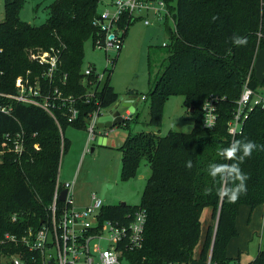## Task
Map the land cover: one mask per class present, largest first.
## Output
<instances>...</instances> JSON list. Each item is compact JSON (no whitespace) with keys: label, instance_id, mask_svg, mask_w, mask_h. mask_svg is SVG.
Instances as JSON below:
<instances>
[{"label":"trees","instance_id":"1","mask_svg":"<svg viewBox=\"0 0 264 264\" xmlns=\"http://www.w3.org/2000/svg\"><path fill=\"white\" fill-rule=\"evenodd\" d=\"M263 2L167 0L175 25L173 31L169 29L170 41L164 46L168 57L163 72L154 81L150 79L153 88L143 97L150 103L151 126L162 125L165 104L173 96L185 98L195 124L189 133L170 131L163 137L130 133L118 148L122 152V181L136 177L144 159L151 167L139 206L121 203L108 205L103 211L105 219L125 223L139 208L147 213L143 246L126 253L128 264L193 263L205 209L211 210L216 225L208 229L200 260L206 262L211 255L212 263L238 261L228 256V247L239 236L241 208L253 211L264 204V148L253 149L243 162L237 157L247 141L264 145V108L254 109L243 132L234 139L228 134L227 123L248 78L251 88L264 93V78L258 79L254 68L256 56L264 52ZM25 3L5 0L4 20L0 22V142L7 134L18 132H23L26 140L21 164L12 154L3 155L0 163V255L15 252L13 245L2 243L5 234L19 235L29 227L38 228L40 220L46 219L62 155L70 148L66 129L88 130L91 116L120 98L110 83L112 70L104 81L99 80L95 68L90 76L83 72L84 45L97 36L93 21L102 0H56L48 6V18L40 26L21 19ZM234 35L245 38L246 43H233ZM52 48L61 49V63L54 82H42L45 89L57 88L63 97L76 99L79 114L73 121H69L70 104L63 106L60 100L55 101L54 118L40 107L1 95L15 94L17 78L28 72L32 82L36 81L45 67L32 61L30 53ZM91 91L94 96L88 97ZM210 97L219 98V116L216 126L206 129L203 106ZM129 122L119 128L128 130ZM233 146L234 157L221 155L223 149ZM233 163L248 177L246 192L235 202L220 195L238 183L229 170ZM210 164L227 167L213 177ZM249 264H264V249Z\"/></svg>","mask_w":264,"mask_h":264},{"label":"built area","instance_id":"2","mask_svg":"<svg viewBox=\"0 0 264 264\" xmlns=\"http://www.w3.org/2000/svg\"><path fill=\"white\" fill-rule=\"evenodd\" d=\"M264 7V2H263ZM152 12L157 21L173 19L167 0H110L93 21L97 36L93 38L94 49L105 52L108 65L113 66L122 50L124 34L127 28L137 20V15ZM141 17V16H139ZM125 19V24H123ZM174 20V19H173ZM146 26L154 25L148 16L143 18ZM261 37V34H259ZM113 54V55H111ZM61 49L35 50L30 59L45 67L41 76L32 82L30 72L16 80L15 94H1L18 103L40 107L55 118L53 110L57 108L56 100L63 106L70 104L69 121L78 117L79 110L75 106L76 99L63 97L59 89H45L42 80L54 82L56 70L61 63ZM110 67L98 71L99 80L110 74ZM84 74L90 76L94 72L92 66L85 69ZM88 97H93L91 91ZM145 99V97H142ZM218 97H210L203 106V127L213 129L218 122ZM264 108V94L251 88L250 79L244 84L235 110L227 123L228 134L234 139L243 132L246 121L255 108ZM2 112H8L1 108ZM95 112L89 121L90 139H96L97 119ZM38 150L39 146L35 145ZM26 153V140L23 132L7 134L0 142V163L3 155L12 154L15 162L21 164ZM74 183L62 184L59 175L56 180L52 201L46 208V219L40 220L38 228L29 227L21 234H5L2 243L14 246L15 252L0 255V264H128L126 253L139 250L143 246L147 213L139 208L129 215V222L114 221L104 218V198L93 193L89 204L78 206L73 199ZM66 191L65 199L62 193ZM15 221L16 218H13ZM212 263L211 255L206 261ZM230 264H239L232 262Z\"/></svg>","mask_w":264,"mask_h":264},{"label":"rangeland","instance_id":"3","mask_svg":"<svg viewBox=\"0 0 264 264\" xmlns=\"http://www.w3.org/2000/svg\"><path fill=\"white\" fill-rule=\"evenodd\" d=\"M4 1L0 0V13L4 12ZM55 1L26 0L21 11V19L33 26L44 24L49 15L48 6ZM103 9V5H100L99 12ZM146 16L154 25L144 24L143 18ZM174 26L173 19L168 18L159 22L152 12L137 15V20L130 25L124 37L122 50L113 66L108 65L105 52L94 49L92 37L86 40L83 71L92 66L102 73L106 67H110L109 70H112L110 83L120 94V98H127L131 92L139 97V116L134 114L130 117L128 130L116 128L108 133L109 143L105 146L99 145L98 140H91L89 130H78L72 127L66 129L65 134L70 140V148L65 155H62L58 175L62 184L74 183L73 199L78 206L89 204L93 193L101 195L105 183L113 185V188L106 192L104 198L106 205L126 203L133 207L139 206L151 175L150 164L144 159L139 167L138 175L128 181H122V152L118 150L117 142L123 143L130 133L136 135L145 132L163 137L170 131L182 133L192 131L195 119L185 105L184 97L169 98L165 104L163 122L160 127L150 125V103L142 99L153 88L150 79L154 81V78L164 70L168 57L164 46L169 43V29L173 31ZM254 68L257 78L263 79V51L256 56ZM238 217H240L239 223L242 230L241 242L244 243L247 242L245 228L249 225L251 216L249 213L243 216L239 212ZM242 218L246 220L243 221ZM262 223L263 231L254 233L248 249L246 246L243 249H237L241 251L242 264H249L255 259L257 252L264 249V221ZM240 236L239 234L235 239H240Z\"/></svg>","mask_w":264,"mask_h":264},{"label":"crops","instance_id":"4","mask_svg":"<svg viewBox=\"0 0 264 264\" xmlns=\"http://www.w3.org/2000/svg\"><path fill=\"white\" fill-rule=\"evenodd\" d=\"M107 1L109 2L110 0H107ZM107 1H105V2L102 1L101 5H103V8H105V3H107ZM3 18H4V12L2 11L0 13V22L3 21ZM136 104L137 105L135 107L136 108L135 113H136V111H139L138 101ZM128 115H129V113L127 112L126 116H128ZM97 132H96V139L95 140H98V138L102 135L101 132H99V133H97ZM110 132H112V131H109L108 133H110ZM108 133L104 134L107 137V143H109ZM240 212L242 213L243 216H246L248 213L251 216V218H250L251 220H249L250 223L245 228L246 229V235L245 236H246L247 242H244V243L241 242L242 241V230L240 229L241 225L239 223L240 217H238L237 218V227H238L239 234L241 236H240V239H234L230 242L229 247H228V256L230 258H232L233 260H238L235 262L242 264L241 257H240L241 251L237 250V249H239V248L243 249L244 246H246L247 247L246 249H248V246L250 245L249 242L252 241L254 233L260 232L261 230L263 231V223L262 222L264 221V206H262V205L258 206L253 211H250V209L248 207H242ZM201 220H202L201 240H200V243L196 247V250H195V254H194L195 261L191 264H207V262H203L200 260V254H201V250H202L205 238L207 236L209 227L211 225H213V226L216 225L215 221L212 219V212L210 209L204 210ZM242 220L245 221L246 219L244 220V218H242Z\"/></svg>","mask_w":264,"mask_h":264},{"label":"water","instance_id":"5","mask_svg":"<svg viewBox=\"0 0 264 264\" xmlns=\"http://www.w3.org/2000/svg\"><path fill=\"white\" fill-rule=\"evenodd\" d=\"M139 100V97L134 93H129L127 98H119V100L109 108L104 109L98 116L97 119V131L101 132L102 135L98 138V144L105 146L107 144V137L104 134H107L109 131H112L116 128H119L122 124H125L130 117L135 114L136 103ZM129 113L126 116V113ZM118 147L123 145L122 142L118 141ZM113 188L112 184L105 183L102 187L101 197L105 198L106 192L108 189ZM67 192L62 193L61 199L64 200ZM125 204V203H122Z\"/></svg>","mask_w":264,"mask_h":264},{"label":"clouds","instance_id":"6","mask_svg":"<svg viewBox=\"0 0 264 264\" xmlns=\"http://www.w3.org/2000/svg\"><path fill=\"white\" fill-rule=\"evenodd\" d=\"M233 43L235 44H245L246 43V39L240 36H233ZM258 148H264V145H257L256 143H254L253 141H247V143H245L243 145V153L242 155H240L239 157H237V159L241 162H243L245 157H248L251 155L253 149H258ZM235 152H236V148L235 146L231 147V148H227V149H223L221 151V155L227 157V158H232L235 156ZM187 166H191V162H188ZM227 167V165H222V164H210L209 165V174L213 177H216L217 174H223L224 169ZM231 171V173L234 176V180L238 181L237 184H235L234 187H232L231 189H229L227 191V193L224 192H220V195H227L229 201L231 202H235L238 197L243 194L244 192H246V186H245V181L247 180V174L242 172L239 164L237 163H233L229 169Z\"/></svg>","mask_w":264,"mask_h":264}]
</instances>
